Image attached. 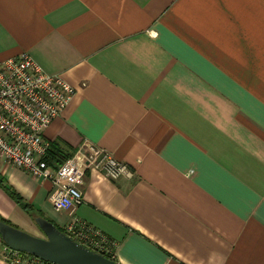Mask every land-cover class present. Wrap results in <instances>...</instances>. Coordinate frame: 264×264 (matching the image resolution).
<instances>
[{"label": "crops", "instance_id": "0c3cea01", "mask_svg": "<svg viewBox=\"0 0 264 264\" xmlns=\"http://www.w3.org/2000/svg\"><path fill=\"white\" fill-rule=\"evenodd\" d=\"M23 53L76 90L44 133L56 162L91 143L133 173L87 170L72 215L0 154L24 203L118 264H264V0H0V64ZM0 216L41 237L1 185Z\"/></svg>", "mask_w": 264, "mask_h": 264}, {"label": "built area", "instance_id": "2783aa9c", "mask_svg": "<svg viewBox=\"0 0 264 264\" xmlns=\"http://www.w3.org/2000/svg\"><path fill=\"white\" fill-rule=\"evenodd\" d=\"M76 90L58 75L48 74L28 54L0 64V154L15 168L37 179L51 181V196L58 212L73 213L84 204L78 178L87 170L110 180L132 178L128 165L112 153L87 143L61 165L48 162L51 144L46 128L68 108ZM65 234L98 253L113 254L116 244L100 231L74 218ZM0 257L11 264H51L9 248L0 236Z\"/></svg>", "mask_w": 264, "mask_h": 264}, {"label": "water", "instance_id": "95a60500", "mask_svg": "<svg viewBox=\"0 0 264 264\" xmlns=\"http://www.w3.org/2000/svg\"><path fill=\"white\" fill-rule=\"evenodd\" d=\"M35 223L44 237L34 236L2 221L0 236L12 250L51 264H117L74 241L46 218L37 217Z\"/></svg>", "mask_w": 264, "mask_h": 264}, {"label": "trees", "instance_id": "16d2710c", "mask_svg": "<svg viewBox=\"0 0 264 264\" xmlns=\"http://www.w3.org/2000/svg\"><path fill=\"white\" fill-rule=\"evenodd\" d=\"M57 158H58V157L54 155L53 146H51V150H50V154H49V159H48V162H49L50 165H54L55 163H57V165H61V164H63V163L67 160V159H66V160L64 159V160H60V161L56 162V159H57ZM0 185H1V186H4V188L7 190L8 194H9V195H10L15 201H17V202L23 207L24 210H26V212L31 216V218L34 220V222H35V220H36L37 217H44L41 213H39L38 211H35V210L32 208V206H30V205L24 203V201L22 200V198H21L17 193H15L14 190H13L11 187H9L8 185H6L5 181H4L3 179H1V178H0ZM0 221L5 222V223H7V224H9V225L14 226L13 224H11L9 221L5 220V219H4L3 217H1V216H0ZM48 221H50V220H48ZM50 222H51V221H50ZM52 223H53V222H52ZM14 227H15V226H14ZM57 227H58V226H57ZM16 228H17V227H16ZM58 228H59L63 233H66L64 228H60V227H58ZM101 254L105 255L106 257H108L109 259H111V260H113V261H115V262L117 263V261H116V257H115V252H114L113 254H107V253H101ZM25 255H28V254H25ZM33 258H34V257H33ZM117 264H118V263H117Z\"/></svg>", "mask_w": 264, "mask_h": 264}, {"label": "rangeland", "instance_id": "374dc122", "mask_svg": "<svg viewBox=\"0 0 264 264\" xmlns=\"http://www.w3.org/2000/svg\"><path fill=\"white\" fill-rule=\"evenodd\" d=\"M40 236H41V237H44V234H43V233H40Z\"/></svg>", "mask_w": 264, "mask_h": 264}]
</instances>
